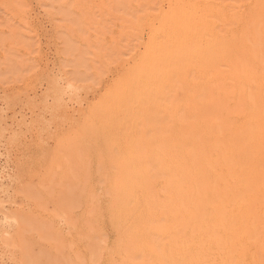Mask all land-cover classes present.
Segmentation results:
<instances>
[{
    "label": "rangeland",
    "instance_id": "rangeland-1",
    "mask_svg": "<svg viewBox=\"0 0 264 264\" xmlns=\"http://www.w3.org/2000/svg\"><path fill=\"white\" fill-rule=\"evenodd\" d=\"M0 264H264V0H0Z\"/></svg>",
    "mask_w": 264,
    "mask_h": 264
},
{
    "label": "bare ground",
    "instance_id": "bare-ground-1",
    "mask_svg": "<svg viewBox=\"0 0 264 264\" xmlns=\"http://www.w3.org/2000/svg\"><path fill=\"white\" fill-rule=\"evenodd\" d=\"M247 96V95H246ZM240 115V114H239ZM219 170V169H218ZM250 240V239H249ZM17 244V243H16Z\"/></svg>",
    "mask_w": 264,
    "mask_h": 264
}]
</instances>
